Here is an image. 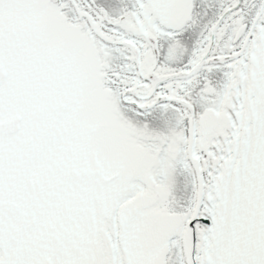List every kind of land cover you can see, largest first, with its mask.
Listing matches in <instances>:
<instances>
[{"label": "snow or ice", "instance_id": "obj_1", "mask_svg": "<svg viewBox=\"0 0 264 264\" xmlns=\"http://www.w3.org/2000/svg\"><path fill=\"white\" fill-rule=\"evenodd\" d=\"M0 264H264V0H0Z\"/></svg>", "mask_w": 264, "mask_h": 264}]
</instances>
